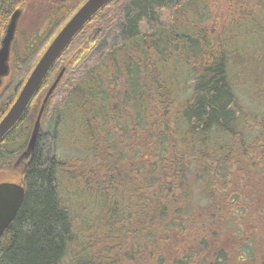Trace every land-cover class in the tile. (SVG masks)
Segmentation results:
<instances>
[{"label": "trees", "instance_id": "1", "mask_svg": "<svg viewBox=\"0 0 264 264\" xmlns=\"http://www.w3.org/2000/svg\"><path fill=\"white\" fill-rule=\"evenodd\" d=\"M24 1L0 0L1 35ZM68 9L51 28L63 25ZM205 18L210 24H201ZM38 42L25 43L19 52L12 44L0 118L46 47L35 57ZM190 57L197 64L191 63L186 97L180 91L185 74L176 68ZM232 59L234 67L255 63L264 76V0L105 4L74 35L22 117L0 139V169L12 168L41 104L36 96L42 98L64 68L22 167L25 195L0 237V264L263 259L264 109L259 119L234 109ZM58 129L83 157H64ZM232 165L243 182L227 185ZM189 177L202 189L208 184V206L188 205ZM237 245L244 248L236 254Z\"/></svg>", "mask_w": 264, "mask_h": 264}, {"label": "rangeland", "instance_id": "2", "mask_svg": "<svg viewBox=\"0 0 264 264\" xmlns=\"http://www.w3.org/2000/svg\"><path fill=\"white\" fill-rule=\"evenodd\" d=\"M74 0H25L24 3L20 6L21 12L17 19L16 23V29L14 33V39L12 41V44H15L16 48H18V52L21 50L22 46L26 43V45H30V42L36 41L40 39V43L37 46V53L35 54V57H37V54H39L42 49L46 46V44L51 40L54 33H56L59 28L61 27L60 24L50 27L55 20L62 14L64 10H66L67 7H69L65 17H63V20L60 22L64 23L65 19L72 14L74 9H76L81 2L84 0H76L73 3ZM198 2H196L194 5H190L187 13L195 8L198 7ZM72 6V7H71ZM74 6V7H73ZM206 7V6H205ZM208 8L215 9L216 14L217 12L221 13V9L219 6L210 5L207 4ZM223 7V6H220ZM58 8V9H57ZM71 13V14H70ZM163 13H166L164 11ZM196 15V14H195ZM195 15H189V18H193ZM213 13V17H214ZM195 20V19H192ZM213 22L211 23V26H213ZM190 22H186V25L188 26ZM184 24V22L182 23ZM201 24H210L209 19L202 20ZM55 27V28H54ZM210 26L208 28H205V30L208 32L210 30ZM1 35V34H0ZM234 32L232 37V42L234 44ZM249 40H245V42H248ZM257 39L251 40L250 42H256ZM42 42V43H41ZM249 42V43H250ZM257 43V42H256ZM41 44V45H40ZM40 55V54H39ZM192 65L195 66L197 64V61H191V57L188 61H185L181 64L179 63L177 65L176 70L179 71L180 74H185V80L183 83H185L184 87H181L180 91L182 92V96H188L190 93V86L192 85V80L190 76V67ZM232 68L228 71L229 81L232 86L233 92L235 93V104L234 109H236V112L240 115H246V117H254V118H260L262 115V110L264 109V76L259 71L258 66L255 65V63H250L245 65L244 67H234V59H232ZM8 78L4 80V83L6 82ZM3 83V84H4ZM1 89V87H0ZM186 94V92H188ZM251 137L250 133L245 134V139L249 140ZM57 143L60 146L59 148L61 150H64L66 152V155L64 157H83V154L76 150V147L72 145V140L66 136L63 132V130L58 129V138ZM193 168V167H192ZM234 168L235 166L232 165L230 170L233 171V174H229L226 177V183L227 185H234L236 182L242 183V177L243 174L241 172H236L234 174ZM0 181H19L21 179V171H22V164H18L16 167H2L0 169ZM234 178H238L239 180L234 182ZM190 186L189 189L191 190V193H189V198L187 199L188 205L190 207H194L196 210L204 208L205 206H208L211 202L210 195H211V189L209 188L208 184L206 189H202L201 183L194 182L192 178H190ZM220 182L225 183V180L223 179V174L219 177ZM188 182V181H187ZM189 183V182H188ZM219 184H216L218 186ZM65 193H67L69 197V190H65ZM72 196V195H71ZM69 203V202H68ZM73 206L72 204H69ZM234 238V234H230ZM252 238L259 239L258 235H251ZM231 241V240H230ZM233 247V246H232ZM234 251H237L238 253L243 251V245L235 246ZM232 257L234 258V252H232ZM230 264H234V260L231 261Z\"/></svg>", "mask_w": 264, "mask_h": 264}, {"label": "water", "instance_id": "3", "mask_svg": "<svg viewBox=\"0 0 264 264\" xmlns=\"http://www.w3.org/2000/svg\"><path fill=\"white\" fill-rule=\"evenodd\" d=\"M109 1L85 0L53 36L22 83L16 97L0 118V139L22 117L46 74L74 35ZM20 12L21 9L17 8L11 13L0 37V87L10 74V50ZM63 73L64 68H61L52 83L47 87L33 120L26 146L18 155L14 165L19 164L24 158L29 157L33 153L41 126L42 114ZM24 195L25 188L22 180L0 181V237L15 217L22 204Z\"/></svg>", "mask_w": 264, "mask_h": 264}, {"label": "flooded vegetation", "instance_id": "4", "mask_svg": "<svg viewBox=\"0 0 264 264\" xmlns=\"http://www.w3.org/2000/svg\"><path fill=\"white\" fill-rule=\"evenodd\" d=\"M40 95L36 96V101H40ZM23 165V164H22ZM264 264V258L263 259H253V260H239V259H234V264Z\"/></svg>", "mask_w": 264, "mask_h": 264}]
</instances>
